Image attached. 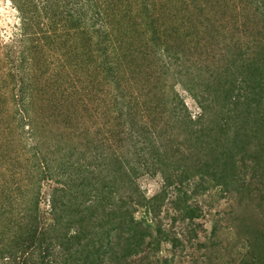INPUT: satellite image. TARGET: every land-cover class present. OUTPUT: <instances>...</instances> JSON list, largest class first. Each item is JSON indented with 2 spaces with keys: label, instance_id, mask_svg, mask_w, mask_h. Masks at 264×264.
<instances>
[{
  "label": "rangeland",
  "instance_id": "374dc122",
  "mask_svg": "<svg viewBox=\"0 0 264 264\" xmlns=\"http://www.w3.org/2000/svg\"><path fill=\"white\" fill-rule=\"evenodd\" d=\"M105 23L107 32L99 28ZM253 63L264 66V0H0V257L18 247L15 230L8 231L12 206L3 210L9 200L20 210L36 198L47 225L56 182L70 176L86 188L96 181L114 189L103 182L106 170L124 166L135 173L119 194L148 199V214L137 209L135 220L147 221L148 233L160 226L182 242L162 241L148 262L237 264L248 242L237 240L235 220L247 218L264 232V124L252 126L240 106V121L257 137L236 148V132L223 123L235 105L221 99L224 92L244 102L250 92L243 72ZM225 72L237 74L234 86ZM206 85L220 94L210 131L194 134L184 119L201 116L192 96ZM138 124L148 134L137 136ZM143 152L148 171L138 165ZM224 163L234 169L233 194L208 175L199 180L205 166ZM83 168L94 170L95 181ZM177 188L192 195L191 219L177 215L185 207V199L173 203ZM68 208L62 216L79 220ZM18 257L16 264L27 258Z\"/></svg>",
  "mask_w": 264,
  "mask_h": 264
},
{
  "label": "trees",
  "instance_id": "16d2710c",
  "mask_svg": "<svg viewBox=\"0 0 264 264\" xmlns=\"http://www.w3.org/2000/svg\"><path fill=\"white\" fill-rule=\"evenodd\" d=\"M80 14L76 18L77 25L83 21ZM106 26H109V24L105 23L99 28H104L105 32H107ZM107 34L109 35V33ZM110 59L105 61V63L109 67L108 69L112 71L110 69L112 63ZM242 68L244 69L243 66ZM247 69L248 71L245 70L246 72H243L245 78L242 79V83L244 87L248 88L250 94L245 98L244 102H239L236 97L230 99L224 92L222 93L224 95L221 94L222 99L219 95L224 104L225 99L230 100L229 105H235L233 108L231 107L230 119H224L223 123L224 127L228 126L231 131L236 132L234 144L238 148L236 144L239 142V149L243 145L244 147L248 145L249 139H246L247 136L257 137L255 127H247L240 121L243 111L240 106L245 105L247 107L246 113L249 115L252 126H255L257 122H261V125L264 124V66L256 67L253 63L252 66H247ZM225 73L229 76V83L234 86V83L237 82V74L233 72ZM224 81L226 83L227 79H224ZM210 87L206 85L203 88L206 92H200V95L194 94L192 96L199 104L201 116L195 121L191 120V118L184 119L187 131H191L194 134L197 132L202 133L204 132L203 130L199 131L202 127L206 129L205 131H210L207 124L211 116V106L212 103L216 104L218 99H215V93L220 94V89H216L215 92L214 89L210 90ZM211 92H213L212 100ZM182 107L186 112L184 104H182ZM231 122H234L233 126L230 125ZM145 130L146 128L143 124H138L135 133H137V136H141L144 133L146 135L148 133ZM223 132L226 131L223 130ZM144 143H141V145H145ZM158 148L163 149L161 147ZM141 158L138 162L139 167H145L144 169L148 171V155L143 152ZM156 164L162 168L166 165ZM117 165L119 166L120 164ZM139 167L138 171H140ZM205 167L200 173L202 176L199 179L200 181H205V177L208 175L213 181L219 182L218 186L221 185L222 191L232 192V194L233 191L238 192L237 187L231 189L233 182L230 181V178L234 172L232 166L228 167V164L224 163L221 167L222 169H219L217 165H207ZM87 168H83V175L86 172L87 174L90 172L91 178H94L93 180L95 181L94 170L89 168L86 171ZM210 168L211 172H208ZM134 169L129 172V170H125L124 166H121L119 170L108 168L106 170L108 177L105 176L103 182L109 181L110 184L116 186L114 189L109 187L107 182L100 188L96 181L94 183L89 181V187L86 188L80 183H74L75 181L70 176L63 183L56 182L57 187L52 192L50 201L52 222L47 225L42 222L41 213H38L39 205L36 198L33 203L30 202L29 205L20 210H16L13 206L14 200H9L3 210H6L8 205L12 206V209L7 210V212H13L8 228L10 230L8 231H12L11 229L15 230L12 237L15 246L18 247L14 250L7 249V254L2 255L0 259L10 261L7 264H16L19 259L18 255L27 257L22 263L19 262L20 264H133L134 262L151 264L148 262V257L151 255L149 251L158 248L162 241L170 242L174 247L178 244L180 245L182 243L180 240L174 236L171 237L169 233L162 232L160 226L156 228V234L148 233V222L135 220L134 213L137 209L143 208L145 214H148V199L145 196L142 194L133 196L131 193L119 194L118 188L123 186L126 189L125 178L130 182L131 175L135 173ZM48 173L49 170L44 171L42 177L45 178ZM181 173L186 174L184 170H181ZM87 176L85 175L83 178H88ZM187 180L189 179H185L186 182ZM182 183L183 180H180L181 186H183ZM200 184L198 187H200ZM74 185L75 187H73ZM245 192L246 189L243 190V196ZM177 194L178 197L173 203L176 204V202H180V200L182 202L185 199L183 202L185 207L177 215L182 220L186 219V217L191 219L196 212L190 204L192 195H189L187 191H183L181 188H177ZM246 195L249 197V194ZM68 200L75 204L74 208L67 207L66 202ZM240 202H242L241 197ZM65 208H68L69 213L75 212L79 216V220L72 221L71 219H66L68 218L67 216H62L61 213L68 215ZM156 208L158 209V207ZM0 210H2V207H0ZM25 219L27 220L26 223ZM62 222H66V224L62 225ZM248 222L247 218H241L235 220L232 225L240 236L237 240L243 241V237L248 242L245 246V256L240 258L237 264H264V232L260 236V232L255 229L256 225L252 223L255 227L253 228L250 224H247ZM60 227H62L61 230L59 229ZM21 230H23V233L19 235ZM242 233L243 235L241 236ZM4 239L6 238L4 237L3 241ZM214 241H209V245H202V247H213L215 243H218V240L215 239ZM141 255L144 256L137 260L136 257ZM150 261L152 260L150 259ZM153 264H169V262L167 260L162 263L156 261Z\"/></svg>",
  "mask_w": 264,
  "mask_h": 264
}]
</instances>
